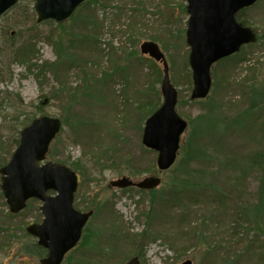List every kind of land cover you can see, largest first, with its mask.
<instances>
[{"label": "rangeland", "instance_id": "obj_1", "mask_svg": "<svg viewBox=\"0 0 264 264\" xmlns=\"http://www.w3.org/2000/svg\"><path fill=\"white\" fill-rule=\"evenodd\" d=\"M34 4L21 0L0 20V168L30 120L62 119L47 161L76 171L74 206L94 212L63 264H125L133 256L143 264H264V180L253 164L264 158V45L218 62L209 96L191 101L187 0H87L61 24L38 23ZM242 20L264 35V0ZM31 38L37 58L13 63L10 47ZM147 41L165 54L177 112L189 122L165 172L158 153L142 144L145 121L163 103V66L140 51ZM151 176L162 179L153 191L110 187L122 177ZM41 205L31 201L11 218L0 175V264H40L25 253L34 242L25 230L42 222ZM246 207L248 226L233 235ZM106 210L125 230L118 247L104 238L116 237L102 221ZM92 233L100 236L93 250Z\"/></svg>", "mask_w": 264, "mask_h": 264}, {"label": "water", "instance_id": "obj_2", "mask_svg": "<svg viewBox=\"0 0 264 264\" xmlns=\"http://www.w3.org/2000/svg\"><path fill=\"white\" fill-rule=\"evenodd\" d=\"M20 0H0V18ZM38 22L54 20L61 23L69 19L86 0H35ZM260 0H187L189 16L186 43L190 48L189 65L192 71L191 100L208 97L212 85L211 70L218 61L240 51L242 46L257 42L249 27L236 19L238 12ZM143 55L163 65L161 93L162 106L147 119L143 145L158 153L157 167L165 172L175 164L182 135L188 122L177 112L178 90L170 79L169 65L164 53L154 42L140 47ZM62 129L59 118L43 116L34 119L21 131L18 147L10 162L0 169L1 190L11 214L22 212L30 200L42 202V223L32 224L27 233L38 239L39 246L48 251L41 264H62L64 257L81 240L83 230L93 212H80L74 208L79 180L77 174L65 165L46 162L52 142ZM162 183L160 177H147L134 182L128 177L112 181L113 188L137 187L154 190ZM54 195H49V192ZM126 264H141L138 257ZM182 264H193L187 260Z\"/></svg>", "mask_w": 264, "mask_h": 264}, {"label": "trees", "instance_id": "obj_3", "mask_svg": "<svg viewBox=\"0 0 264 264\" xmlns=\"http://www.w3.org/2000/svg\"><path fill=\"white\" fill-rule=\"evenodd\" d=\"M254 6H256V5H254ZM254 6H252V7H254ZM251 7V8H252ZM250 8V9H251ZM243 13L244 12H242L240 15H239V19H240V21L243 23V24H245V25H248V26H250L256 33H257V31L255 30V28H254V26L253 25H251V24H247V22H245V21H242L241 19H242V17H243ZM184 14L186 15V6L184 7ZM94 32H92L91 34H93ZM258 34V33H257ZM93 36H95V35H93ZM96 37V36H95ZM30 40H33V38H31V39H28V40H26V41H24L22 44H21V47L20 46H16V47H14V46H12V47H10L11 48V53H10V56H12V62L13 63H25V62H28V63H30V62H32L35 58H37V54H36V51L33 49V48H31V42H30ZM262 41H264V35H258V43L257 44H255V45H259V44H261V45H264V43L262 42ZM252 46V45H251ZM6 53V49H1L0 50V57L3 59V55ZM228 60L229 59H231V57H229V58H227ZM227 59H225V60H227ZM4 60V59H3ZM2 60V61H3ZM0 76H2V71L0 70ZM149 102V101H148ZM160 106H156V107H154V111L152 112V113H154L158 108H159ZM33 120V119H32ZM32 120H30V122L32 121ZM26 121H28V120H26ZM19 139H20V132L18 133V139H16V141H15V143H16V145H18L19 144ZM260 159L262 160L260 163H258L257 162V158L256 157H254V159H253V164L254 165H256V167H259V171H260V173L262 174V176H263V180H264V158H262V156H260ZM259 160V159H258ZM5 163H8V162H5ZM263 183H264V181H263ZM261 188L263 189V191H262V194L264 195V185H262L261 186ZM248 210H249V207H246V208H244V209H242L238 214H237V218H236V220H235V222L234 223H236L235 224V226H234V228H233V235H235L236 233H237V231H238V225L239 224H242L241 225V227L244 229V231L246 230V228L245 227H247L248 226V224H247V222L246 221H244V218H245V215H246V213L248 212ZM89 211H91V210H89ZM9 216L12 218V217H14L13 215H11V214H9ZM112 218H113V220L110 222V224L112 225V231H110L111 233H113V236H116L115 237V240L114 241H112L111 240V238L108 236V234H106V236H104V238H105V240L107 241V240H109L108 242H109V244L110 245H113L114 247H118L119 246V243L121 242V241H119V239L120 238H118L119 237V235L120 234H122L124 231H123V229L121 228L120 229V227H118L117 225L119 224V221H118V219L116 218V216H115V218L112 216ZM246 219V218H245ZM246 224V225H245ZM104 226V225H103ZM240 227V228H241ZM91 237V242H90V244L92 245V250L94 249L93 248V244H95L97 241H99V239H100V236L98 235V234H96V233H92V235L90 236ZM116 238H118V239H116ZM134 239L135 238H133V241H134ZM125 242H128V243H132L130 240H127V241H125ZM26 248H27V252L25 251V253L26 254H30V255H33L34 257H37V258H43V257H45V255H46V251L44 250V249H42L41 247H39L35 242H33V243H31V244H28L27 246H26ZM93 258V257H92Z\"/></svg>", "mask_w": 264, "mask_h": 264}, {"label": "bare ground", "instance_id": "obj_4", "mask_svg": "<svg viewBox=\"0 0 264 264\" xmlns=\"http://www.w3.org/2000/svg\"><path fill=\"white\" fill-rule=\"evenodd\" d=\"M104 213L105 214L102 215V221H105L106 223H110L113 220L111 213H109L107 210ZM108 215H109V220L106 221L105 219L108 217Z\"/></svg>", "mask_w": 264, "mask_h": 264}, {"label": "flooded vegetation", "instance_id": "obj_5", "mask_svg": "<svg viewBox=\"0 0 264 264\" xmlns=\"http://www.w3.org/2000/svg\"><path fill=\"white\" fill-rule=\"evenodd\" d=\"M34 239V238H33ZM34 242L38 245V243H37V240L36 239H34Z\"/></svg>", "mask_w": 264, "mask_h": 264}]
</instances>
